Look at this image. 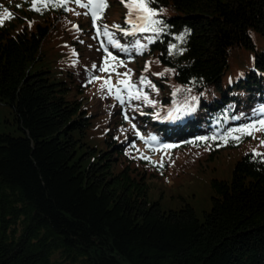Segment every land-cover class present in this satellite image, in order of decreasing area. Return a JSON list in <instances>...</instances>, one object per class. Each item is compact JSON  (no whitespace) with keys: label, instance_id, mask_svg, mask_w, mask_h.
Instances as JSON below:
<instances>
[{"label":"trees","instance_id":"trees-1","mask_svg":"<svg viewBox=\"0 0 264 264\" xmlns=\"http://www.w3.org/2000/svg\"><path fill=\"white\" fill-rule=\"evenodd\" d=\"M107 3L99 24L124 4ZM37 7L0 0V13H13L0 24V105L9 114L0 130V264H264V158L252 156L264 147L256 132L233 131L264 120V0H155L167 28L151 44L154 33L123 34L125 6L117 25L127 50L107 43L97 71L83 54L85 42L96 44L87 10ZM108 52L114 71H100ZM129 70L141 98L122 91L121 104L115 88ZM109 77L112 92L101 88ZM241 144L205 178L201 213L180 194L164 202L177 150L193 155L189 166H216ZM164 150L169 158L154 159Z\"/></svg>","mask_w":264,"mask_h":264},{"label":"snow or ice","instance_id":"snow-or-ice-1","mask_svg":"<svg viewBox=\"0 0 264 264\" xmlns=\"http://www.w3.org/2000/svg\"><path fill=\"white\" fill-rule=\"evenodd\" d=\"M44 4V7L48 6L49 0H40ZM53 6L55 7H61L65 10L67 9L66 5L69 2L75 3L79 7H83L87 9L88 11L84 14L91 15L93 19L94 26L96 27L97 36H104L108 42L109 45L121 49V50H127L124 49L123 46L119 43V41L115 38V33H112L109 31L108 25H101L97 23L99 20L103 19V13L108 7L107 0H52ZM122 3L125 4V6L128 9V15L126 18V23L131 25L130 30H123L124 35H132L135 36L136 33H144V32H151L154 33V36L147 37V41L149 44L156 42L157 39H159L160 34L165 32V29L167 28V25L164 24V22L160 19H157L156 17L159 15L158 10H155L151 7V5L155 2V0H121ZM32 7L33 10L39 12L41 11L40 7H37V0H32ZM77 15H80V13H76ZM13 17V13L10 12L8 9H4L2 13H0V24H2L5 20L10 19ZM139 21V22H137ZM78 27V26H76ZM113 28H116L118 31H121L118 25H113ZM176 39L183 41L184 35L177 36ZM103 46V45H102ZM134 47H137L138 49H146V44H139L138 41L134 42ZM177 46L175 44L169 45V54L172 53V50L175 49ZM105 51H107V48H105ZM117 58L114 56L111 52H108V56L105 59L104 66L100 68V71L110 72L114 71V66L110 64V61H115ZM121 66L123 65V62H120ZM93 68L96 67V65L92 66ZM147 71V66L145 68ZM156 75H163V73H155ZM117 75H121L120 73H117ZM125 77H128V79H122L118 81L119 85H123V89L120 87L115 88V95L118 101H120L121 104L124 103V98L121 96L122 91H127L128 93V99H140L141 93L140 90L136 88L135 84H132L130 82V70L126 71L122 74ZM141 84H146L150 87H155L151 84V81L147 79V77H141L140 79ZM107 88L109 92H112L113 85L111 82V78L106 79L104 83L101 85V88ZM144 99H147L146 95L144 96ZM193 100H196L197 97H192ZM187 112L194 111L193 107H189L186 109ZM260 111H264V108L260 109ZM184 113H181L183 115ZM168 119H179L180 116L173 115L171 112L168 114ZM234 132H239L245 135H253L256 131H262L264 132V120H260L258 124H248L242 128H236L233 130ZM229 136H232V133H228ZM236 141H240V136H233L232 137ZM152 140H155V137L151 138ZM207 139V138H204ZM212 139H215V137H212ZM261 145L264 146V140L260 141ZM164 147L170 148L172 145H165ZM252 156L254 158H264V153H261L259 151L253 150ZM141 159H150L147 157H141ZM261 162H264V159H262ZM163 167V164L160 165Z\"/></svg>","mask_w":264,"mask_h":264},{"label":"rangeland","instance_id":"rangeland-1","mask_svg":"<svg viewBox=\"0 0 264 264\" xmlns=\"http://www.w3.org/2000/svg\"><path fill=\"white\" fill-rule=\"evenodd\" d=\"M122 3V2H121ZM125 5V4H123ZM122 4H116L114 6H111L108 11V16L106 18V23L109 26V31L112 33H115V38L118 40L120 36L122 35L120 31L115 30L112 26L121 24L123 21H125V10L126 7ZM94 40L96 44L93 42H85L84 47V57L85 60L90 63V65H96L95 70H98V64H99V51H105L106 44L108 43L106 38L104 36H97L96 30H91ZM89 35V32H87ZM103 45V46H102ZM108 51V50H107ZM114 62V61H113ZM9 116L8 109L5 106L0 105V130H5L3 121L5 118ZM256 134L259 136V140H264V132L262 131H256ZM260 146L261 143H260ZM154 149H159L158 146H154ZM178 147V146H177ZM176 147V148H177ZM264 147V146H263ZM178 149V148H177ZM179 152V156L175 155L176 160L179 162L177 165L176 163H172L174 168H177L178 171L175 172L174 169L169 172L171 178V182L164 186L165 189V195H164V202H180L178 198L181 195L184 197V199H187L189 202H191L194 207L197 209L198 212H200L201 207H207L209 203V196H208V188L207 183L205 181V178L215 174L217 171L226 168L228 162H230L232 159L235 158V156L243 151L242 144L237 147L236 150L227 152L221 161L220 164H217L214 166L213 162H209L206 164V162H203V159L199 160L198 162H202L198 165V162L189 166L188 162H192L193 155H187L186 153H183L180 150H177ZM163 154H156L154 159L156 160H162L164 158V161L166 158H169V155L171 153V150H164ZM172 156V155H171ZM183 166V167H181ZM189 166V167H188ZM163 181V179L161 180ZM161 181L157 178H152V182H150L151 185L159 186L161 189ZM168 188V189H167ZM159 188L155 187L150 191V198H157L158 194L157 192L160 190ZM173 190V191H172ZM180 194V195H179ZM195 195V196H194ZM201 213V212H200Z\"/></svg>","mask_w":264,"mask_h":264}]
</instances>
